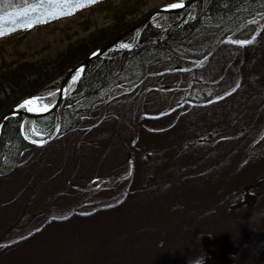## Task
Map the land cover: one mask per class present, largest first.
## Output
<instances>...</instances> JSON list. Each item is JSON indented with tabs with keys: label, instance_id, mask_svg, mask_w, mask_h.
<instances>
[{
	"label": "rangeland",
	"instance_id": "1",
	"mask_svg": "<svg viewBox=\"0 0 264 264\" xmlns=\"http://www.w3.org/2000/svg\"><path fill=\"white\" fill-rule=\"evenodd\" d=\"M140 1L141 21L181 2ZM167 16L152 25L164 30ZM107 17L93 8L15 30L9 18L0 64L53 57ZM220 35L201 30L191 46L204 53L153 63L0 175V264H264V16Z\"/></svg>",
	"mask_w": 264,
	"mask_h": 264
},
{
	"label": "trees",
	"instance_id": "2",
	"mask_svg": "<svg viewBox=\"0 0 264 264\" xmlns=\"http://www.w3.org/2000/svg\"><path fill=\"white\" fill-rule=\"evenodd\" d=\"M77 2L86 3V0H68L67 4ZM23 6L24 0H0V15ZM144 6L140 0H96L84 7L70 8L71 14L42 23L50 25L93 8H102L109 20L106 26L91 30L84 28L82 36L67 41L65 48L53 57L21 61L15 65L0 64V117L28 98L43 97V103L52 105L65 74L141 22L147 16L143 12ZM263 16L264 0H199L181 13L168 15L166 28L162 31L150 21L125 35L116 46L85 66L79 72L78 79L74 76L73 82L67 85L69 93L53 114L38 119L17 116L3 124L0 134V175L9 174L18 166L22 154L34 146L33 140L49 141L56 135H66L79 126L81 119L91 114L97 105L108 102L119 87H135L143 83L153 63L168 58L187 60L192 57V52L199 55L204 53L207 50L205 46L196 49L191 46L201 30H215L221 34V39L236 38L245 30V26ZM30 31L27 28L14 35L25 36ZM195 96L203 97L198 92L190 97L185 96V101L192 102ZM32 129H37L39 135H32ZM77 213H73L72 217ZM78 215L82 217L86 214ZM21 242L19 240L14 244Z\"/></svg>",
	"mask_w": 264,
	"mask_h": 264
},
{
	"label": "snow or ice",
	"instance_id": "3",
	"mask_svg": "<svg viewBox=\"0 0 264 264\" xmlns=\"http://www.w3.org/2000/svg\"><path fill=\"white\" fill-rule=\"evenodd\" d=\"M96 0H86V3L77 2L74 5H70L67 3H50L46 2V0H36V2H29V0H24V6L21 7L17 11L13 12H5L3 15H0V36L6 34L4 24L9 21L12 24V30H15L17 26L19 27H28L31 28L35 26L37 23H44L47 22L49 19L52 18H59L61 15L71 14L69 9L70 8H79L84 7L89 4L95 3ZM182 2L173 3L171 5H167L166 7L169 9H176L183 7ZM46 8H53V9H60L59 12L56 11H46V12H39L40 9ZM34 13H38L37 15H33ZM233 43L237 44H245L251 43V41H232ZM121 47H128V45H122ZM76 78H79V72L76 75ZM43 97H34L28 100H25L21 105L18 107L20 109H26L30 112H47L50 109L49 104L43 103ZM32 135H39V131L37 129L31 130ZM27 138V137H26ZM37 141L33 140V143Z\"/></svg>",
	"mask_w": 264,
	"mask_h": 264
},
{
	"label": "water",
	"instance_id": "4",
	"mask_svg": "<svg viewBox=\"0 0 264 264\" xmlns=\"http://www.w3.org/2000/svg\"><path fill=\"white\" fill-rule=\"evenodd\" d=\"M199 0H186L185 2H183V7L180 8H176V9H169V8H158V10H156L155 12H153L152 14H150L147 18H145L143 21L139 22L138 24L134 25L132 28L126 30L123 34H121L120 36H118L117 38H115L113 41H111L110 43H108L107 45L101 47L100 49H98L97 51H95L93 54H91L87 59L83 60L81 63H79L73 70L72 72H70L64 79L63 83L61 84L59 90H58V96L56 98L55 103L50 107L49 111L47 112H42V113H35V112H30L27 110H19L18 106H16L14 109H12L11 111L7 112L6 114L2 115L0 117V133L2 130V126L3 124L10 118L15 117V116H24L27 118H42L45 116H48L52 113H54L58 107L60 106L62 100L64 99V95L63 93L65 92V84L67 82V80L69 79V77L71 75H73L75 72L82 70L85 66H87L91 61L99 58L100 56H102L106 51H108L110 48H112L113 46H115L122 37H124L127 34H130L131 32L139 29L144 23H147L149 20H151L155 15L157 14H177L182 12L184 9L188 8L191 4L197 2ZM226 257V255H221L220 259L224 260Z\"/></svg>",
	"mask_w": 264,
	"mask_h": 264
}]
</instances>
